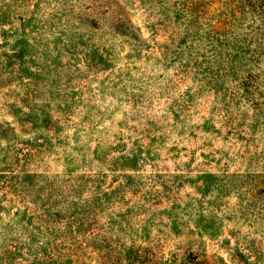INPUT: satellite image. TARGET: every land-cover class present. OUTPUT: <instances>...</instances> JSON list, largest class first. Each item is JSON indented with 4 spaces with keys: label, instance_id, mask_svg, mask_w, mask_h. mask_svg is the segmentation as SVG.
Returning <instances> with one entry per match:
<instances>
[{
    "label": "rangeland",
    "instance_id": "rangeland-1",
    "mask_svg": "<svg viewBox=\"0 0 264 264\" xmlns=\"http://www.w3.org/2000/svg\"><path fill=\"white\" fill-rule=\"evenodd\" d=\"M0 264H264V0H0Z\"/></svg>",
    "mask_w": 264,
    "mask_h": 264
},
{
    "label": "trees",
    "instance_id": "trees-1",
    "mask_svg": "<svg viewBox=\"0 0 264 264\" xmlns=\"http://www.w3.org/2000/svg\"><path fill=\"white\" fill-rule=\"evenodd\" d=\"M94 198H91V200H93ZM90 208V207H89ZM76 217V216H75ZM72 219H74V220H76V218H72ZM72 222V221H71Z\"/></svg>",
    "mask_w": 264,
    "mask_h": 264
}]
</instances>
